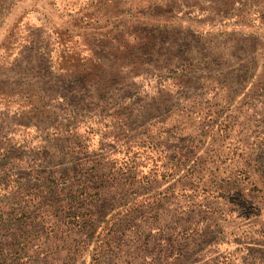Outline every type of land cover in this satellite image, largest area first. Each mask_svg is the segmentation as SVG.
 <instances>
[{"label": "rangeland", "instance_id": "374dc122", "mask_svg": "<svg viewBox=\"0 0 264 264\" xmlns=\"http://www.w3.org/2000/svg\"><path fill=\"white\" fill-rule=\"evenodd\" d=\"M0 264H264V0H0Z\"/></svg>", "mask_w": 264, "mask_h": 264}, {"label": "trees", "instance_id": "16d2710c", "mask_svg": "<svg viewBox=\"0 0 264 264\" xmlns=\"http://www.w3.org/2000/svg\"><path fill=\"white\" fill-rule=\"evenodd\" d=\"M59 44H61V43H59ZM61 69H64L63 67H61ZM69 71H71L72 69H68ZM71 73H74L75 75L77 74L76 73V71L74 72V71H71Z\"/></svg>", "mask_w": 264, "mask_h": 264}]
</instances>
